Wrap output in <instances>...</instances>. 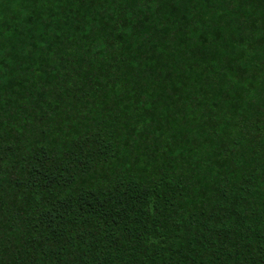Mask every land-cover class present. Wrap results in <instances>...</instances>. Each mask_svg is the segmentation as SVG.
Wrapping results in <instances>:
<instances>
[{
  "label": "trees",
  "instance_id": "1",
  "mask_svg": "<svg viewBox=\"0 0 264 264\" xmlns=\"http://www.w3.org/2000/svg\"><path fill=\"white\" fill-rule=\"evenodd\" d=\"M0 264H264V0H0Z\"/></svg>",
  "mask_w": 264,
  "mask_h": 264
}]
</instances>
